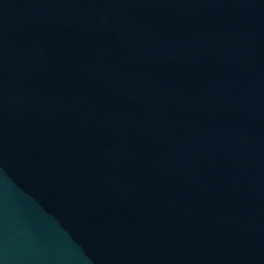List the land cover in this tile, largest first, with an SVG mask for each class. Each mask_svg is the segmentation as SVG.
Masks as SVG:
<instances>
[{"label":"water","instance_id":"water-1","mask_svg":"<svg viewBox=\"0 0 264 264\" xmlns=\"http://www.w3.org/2000/svg\"><path fill=\"white\" fill-rule=\"evenodd\" d=\"M0 264H264V0H0Z\"/></svg>","mask_w":264,"mask_h":264}]
</instances>
